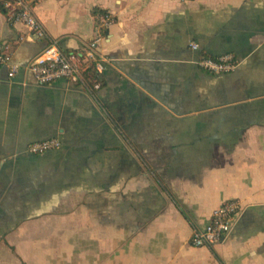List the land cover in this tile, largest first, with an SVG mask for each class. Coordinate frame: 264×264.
Instances as JSON below:
<instances>
[{"label": "crops", "instance_id": "0c3cea01", "mask_svg": "<svg viewBox=\"0 0 264 264\" xmlns=\"http://www.w3.org/2000/svg\"><path fill=\"white\" fill-rule=\"evenodd\" d=\"M31 2L47 39L101 35L108 61L94 95L40 85L27 64L45 41L0 10L21 66L0 67V264H264V0ZM228 52L231 73L197 64ZM49 138L62 146L28 152ZM231 199L228 237L191 244Z\"/></svg>", "mask_w": 264, "mask_h": 264}, {"label": "built area", "instance_id": "2783aa9c", "mask_svg": "<svg viewBox=\"0 0 264 264\" xmlns=\"http://www.w3.org/2000/svg\"><path fill=\"white\" fill-rule=\"evenodd\" d=\"M1 7H4L5 11ZM0 10L5 12L11 22L24 23L33 38L45 41L44 48L27 64L28 71L38 84L51 85L60 79H65L93 95L101 89L102 74L108 61L100 52L101 35L85 42L77 50L64 51L56 41L47 39L45 29L35 15L31 0H3ZM114 21L115 18L111 13L101 14L99 29L108 28ZM191 47L197 50L199 44L192 42ZM197 64L209 73L222 74L235 71L240 65V60L232 52L219 56L203 54L197 60ZM2 66L8 67L10 79H14L21 69L20 64L13 60V53L7 42H0V67ZM61 146L62 141L59 138H49L31 143L28 152L40 155L59 149ZM241 207L237 199L221 204L213 211L208 224L203 229L194 231L190 243L199 247L224 241L230 234L233 219L240 212Z\"/></svg>", "mask_w": 264, "mask_h": 264}, {"label": "trees", "instance_id": "16d2710c", "mask_svg": "<svg viewBox=\"0 0 264 264\" xmlns=\"http://www.w3.org/2000/svg\"><path fill=\"white\" fill-rule=\"evenodd\" d=\"M3 0H0V4H1V2H2ZM2 8V10H4V7H1ZM5 11V10H4ZM103 13H106V11H104V10H101V9H98V8H95L94 10H93V14L97 17V20H98V22H99V16L101 15V14H103ZM106 32H107V28H102V33L103 34H106ZM203 55V54H202ZM204 55H208V54H204ZM237 56V55H236ZM239 59V58H238ZM215 74V73H214ZM222 74H227V73H222Z\"/></svg>", "mask_w": 264, "mask_h": 264}]
</instances>
